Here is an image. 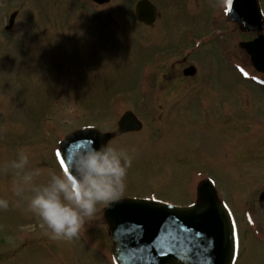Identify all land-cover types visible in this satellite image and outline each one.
Masks as SVG:
<instances>
[{
  "label": "rangeland",
  "instance_id": "rangeland-1",
  "mask_svg": "<svg viewBox=\"0 0 264 264\" xmlns=\"http://www.w3.org/2000/svg\"><path fill=\"white\" fill-rule=\"evenodd\" d=\"M136 1L0 0V169L24 149L26 170H40L34 183H45L61 171L65 133L113 132L108 142L132 157L120 198L185 206L211 178L234 214L236 264H264V77L238 45L255 34L223 18L225 0H150L151 26L137 22ZM189 64L196 72L184 77ZM127 109L143 127L116 134ZM13 179L0 171V264H112L102 208L78 237L54 240Z\"/></svg>",
  "mask_w": 264,
  "mask_h": 264
},
{
  "label": "water",
  "instance_id": "water-1",
  "mask_svg": "<svg viewBox=\"0 0 264 264\" xmlns=\"http://www.w3.org/2000/svg\"><path fill=\"white\" fill-rule=\"evenodd\" d=\"M93 1L101 4L108 0ZM231 2L233 19L240 22L244 29H262L257 0H243L242 4L237 0ZM135 15L139 21L151 24L156 16V8L148 0H138ZM14 16L15 13L11 15L8 27L12 25ZM240 46L250 53L254 67L264 72V35L261 34L249 42H241ZM183 72L191 75L194 68L190 66ZM140 128L141 123L130 111L125 112L118 121L119 132ZM110 136L111 133H102L95 127H84L70 132L58 144L57 153L60 154L58 158L60 162L64 160L65 166L69 169L66 156L70 146L98 147L106 143ZM198 195L197 203L186 207L148 199L123 198L112 202L105 209L104 217L113 240L112 256L115 264H231L235 237L229 231L233 225L230 213L225 205L219 202L210 181H203L200 184ZM263 198L264 192L260 196V199ZM204 199L213 201L216 209V215L213 217L195 213L199 202ZM149 204L156 205L158 211L154 214L143 211L142 206ZM173 224L181 226V231L186 234L200 233V237H195L203 241L200 250L189 252L187 248H171V240L175 233L171 232L170 228L169 231H165V228ZM129 225L139 226V240L122 239L123 230ZM161 248L163 254L160 252Z\"/></svg>",
  "mask_w": 264,
  "mask_h": 264
},
{
  "label": "clouds",
  "instance_id": "clouds-1",
  "mask_svg": "<svg viewBox=\"0 0 264 264\" xmlns=\"http://www.w3.org/2000/svg\"><path fill=\"white\" fill-rule=\"evenodd\" d=\"M70 172L49 173L45 183H34L40 170H26L27 151L0 171L14 170L12 192L26 201L27 211L38 217L54 240H71L95 219L97 211L117 201L125 188V177L131 166L128 151L114 143L98 147H69L66 156ZM9 207V200L0 197V210Z\"/></svg>",
  "mask_w": 264,
  "mask_h": 264
},
{
  "label": "snow or ice",
  "instance_id": "snow-or-ice-1",
  "mask_svg": "<svg viewBox=\"0 0 264 264\" xmlns=\"http://www.w3.org/2000/svg\"><path fill=\"white\" fill-rule=\"evenodd\" d=\"M238 3L242 4L243 0H237ZM239 10V9H238ZM77 147H79L77 145ZM60 154L57 153V156ZM60 165L64 168L65 172H69V169L65 166L64 160H61ZM197 203V202H196ZM142 210L148 213H156L158 208L156 205L149 204L142 206ZM197 215L200 216H209L213 217L216 215V209L213 201L209 199H204L199 202L198 207L194 210ZM175 233L171 240L170 247L173 249H185L189 252L198 251L200 250V246L203 243L201 239H195V237H200V233H192L191 235L186 234L181 231V226L179 225H170L169 227L165 228V231H169ZM229 231L235 235L234 232V225H231ZM140 228L138 225H129L123 230L122 239L125 241H137L139 240ZM153 247L155 248V242L153 243ZM161 254H163V248L160 249Z\"/></svg>",
  "mask_w": 264,
  "mask_h": 264
},
{
  "label": "flooded vegetation",
  "instance_id": "flooded-vegetation-1",
  "mask_svg": "<svg viewBox=\"0 0 264 264\" xmlns=\"http://www.w3.org/2000/svg\"><path fill=\"white\" fill-rule=\"evenodd\" d=\"M262 218H263V220H264V217H262ZM237 233H238V230H237ZM237 237L239 238V235H237ZM239 251H240V249L238 248V251H237V255H236V259H235L234 264L237 263V260H238V258H239Z\"/></svg>",
  "mask_w": 264,
  "mask_h": 264
}]
</instances>
